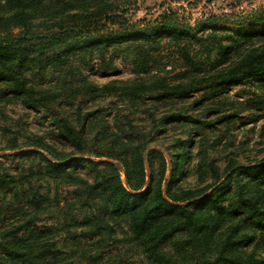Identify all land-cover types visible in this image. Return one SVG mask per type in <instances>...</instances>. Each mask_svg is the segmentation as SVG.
<instances>
[{"label":"trees","instance_id":"obj_1","mask_svg":"<svg viewBox=\"0 0 264 264\" xmlns=\"http://www.w3.org/2000/svg\"><path fill=\"white\" fill-rule=\"evenodd\" d=\"M127 7L0 0V104L48 113L54 135L71 148L57 154L42 138L34 146L44 153L15 139L8 146L18 150L8 157L32 160L13 174L0 161V264H130L123 255L132 251L140 264H264L256 247L248 250L256 239L264 243V159L243 166L230 158L223 168L209 162L211 182L186 188L182 163L192 136L164 151L152 144L158 128L190 122L189 109H202L205 97L157 115L162 104L222 96L218 88L231 83L245 93L261 81L264 8L236 22L213 14L191 23L172 12L132 22ZM165 56L179 68L139 76ZM117 58L136 79L89 80L107 77ZM252 96L247 105L264 114V99ZM106 97L130 110L149 100L150 129H137L133 111L116 105L104 121L91 108ZM52 184L71 187L70 196L51 198Z\"/></svg>","mask_w":264,"mask_h":264},{"label":"rangeland","instance_id":"obj_2","mask_svg":"<svg viewBox=\"0 0 264 264\" xmlns=\"http://www.w3.org/2000/svg\"><path fill=\"white\" fill-rule=\"evenodd\" d=\"M111 2L127 4L128 16L132 22L154 20L165 12L175 13L191 23L213 14L226 16L230 22H236L251 15L253 11L264 8V0H111ZM228 28L231 30L232 27ZM166 57L149 75L139 76H154L156 73L163 74L179 68L175 58ZM134 79L136 76L130 70V65L119 58L115 60V67L109 71L107 77L100 75L89 77L91 82L99 86L110 81L116 86H121L131 83ZM260 80L249 85L245 93L241 91V88L246 87L245 85L231 83L218 88L222 96L206 97L200 93L192 95L191 99L184 102L171 105L164 103L155 111L157 115L169 114L175 110L173 108L177 109L180 105L189 108L188 104L193 100L201 96L205 97L202 109L200 107L195 110L189 109L191 111L189 115L192 116V119H188L190 122H172L165 128H158L159 139L154 142L155 144L152 143L153 146L164 151L177 144V140H186L188 136H192L194 145H185L190 157L182 163L183 169L185 168L184 187L200 189L207 186L211 182L210 170L207 167L209 162L213 161L217 167L223 168L230 158L243 166L253 165L264 159V114L247 105V100L252 98V95L264 99V87L257 83L264 84V77ZM215 102L222 105H216L215 108ZM142 103L137 110H130L126 101L117 100V97H106L96 101L90 108L100 110L104 115V121L109 120V122L115 112V105L119 109L133 111L134 125L137 129L149 130L148 113L151 110V102L144 100ZM48 117V113L26 110L18 103L0 104V161L11 174L18 171L21 166L27 170L32 160L8 157L18 152L17 149H7L10 144L12 145L13 139L17 146L25 150L37 149L34 144L42 138L43 142L52 145L57 154H69L71 148L54 135L55 131ZM199 147L202 149L201 153ZM37 150L44 153L41 149ZM47 190L51 198L56 193L57 199L61 201L70 196L71 187L52 184ZM257 240L250 243L248 250L256 247L258 257L260 256L264 262V243H259ZM124 250L126 249L122 248V251ZM139 256V252L133 251L125 252L123 255L130 264H140Z\"/></svg>","mask_w":264,"mask_h":264}]
</instances>
